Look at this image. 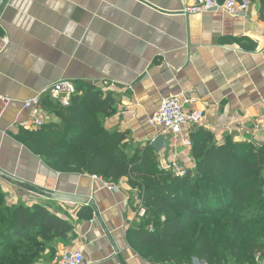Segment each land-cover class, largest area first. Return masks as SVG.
Returning a JSON list of instances; mask_svg holds the SVG:
<instances>
[{
	"label": "crops",
	"instance_id": "1",
	"mask_svg": "<svg viewBox=\"0 0 264 264\" xmlns=\"http://www.w3.org/2000/svg\"><path fill=\"white\" fill-rule=\"evenodd\" d=\"M187 0H7L0 12V175L9 203L44 204L74 224V237L58 245L82 250L89 264H157L127 240L136 225L135 190L127 178L108 189L90 174L57 171L18 140L31 128L24 101L61 79L93 83L112 92L113 131H128L134 146L158 137L161 166L194 171L183 135L161 134L149 119L165 97L185 95V107L203 110L201 124L218 142L264 145V10L260 1L232 15L224 9L183 14ZM2 98H5L2 99ZM49 113L47 123L58 122ZM86 202H64L49 192ZM135 204V202H134ZM91 206V220L79 211ZM44 264V263H43ZM195 264H204L195 261ZM264 264V262L262 263Z\"/></svg>",
	"mask_w": 264,
	"mask_h": 264
},
{
	"label": "trees",
	"instance_id": "2",
	"mask_svg": "<svg viewBox=\"0 0 264 264\" xmlns=\"http://www.w3.org/2000/svg\"><path fill=\"white\" fill-rule=\"evenodd\" d=\"M250 1H260L264 10V0ZM75 84L67 106L43 97L42 105L59 121L22 129L21 143L59 172L110 183L127 178L146 210L128 229L127 240L157 264L264 262V145L220 143L210 130L194 131L196 168L178 176L161 167L151 145L134 146L130 132L106 127L116 113L112 92ZM78 214L91 220L94 210L84 206ZM73 237L71 221L44 204L9 203L0 183V264L52 262L58 245Z\"/></svg>",
	"mask_w": 264,
	"mask_h": 264
},
{
	"label": "built area",
	"instance_id": "3",
	"mask_svg": "<svg viewBox=\"0 0 264 264\" xmlns=\"http://www.w3.org/2000/svg\"><path fill=\"white\" fill-rule=\"evenodd\" d=\"M250 0H187L184 2L183 14H198L216 9H224L232 15H238L245 12ZM77 93L76 84L67 79H61L45 88L42 92L24 101V108L30 112L32 126L31 128L43 127L48 119L49 112L42 105L44 96H49L62 105L70 104L72 96ZM1 98V96H0ZM5 100V98H2ZM193 98L182 95H173L165 97L162 100L159 109L149 119V124L156 127L161 134L173 133L176 136H182L187 146L192 147L190 137L184 136V131L191 125H199L205 117L203 110H193L185 107L186 103L193 102ZM163 169L172 170L178 176H184L188 173L187 169L178 168L173 165L161 166ZM94 179L101 180L110 190H118L119 183H110L102 178L92 175ZM134 202L136 206V219L140 220L146 215L142 199L135 191ZM56 264H89L82 250H66L56 259Z\"/></svg>",
	"mask_w": 264,
	"mask_h": 264
},
{
	"label": "water",
	"instance_id": "4",
	"mask_svg": "<svg viewBox=\"0 0 264 264\" xmlns=\"http://www.w3.org/2000/svg\"><path fill=\"white\" fill-rule=\"evenodd\" d=\"M7 0H0V12ZM152 148H154L156 151H161L164 147L167 146V142L165 138L163 137H158L156 140L153 141L151 144ZM0 175L1 176H7L10 177L13 180V176H10L9 174H6L5 172L0 170ZM49 195L52 196L53 199L64 201V202H86L87 198L77 195V194H72V193H67V192H49Z\"/></svg>",
	"mask_w": 264,
	"mask_h": 264
},
{
	"label": "rangeland",
	"instance_id": "5",
	"mask_svg": "<svg viewBox=\"0 0 264 264\" xmlns=\"http://www.w3.org/2000/svg\"><path fill=\"white\" fill-rule=\"evenodd\" d=\"M46 263H49V262H46ZM43 264V263H42ZM45 264V263H44ZM195 264V263H194Z\"/></svg>",
	"mask_w": 264,
	"mask_h": 264
}]
</instances>
